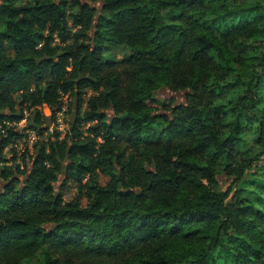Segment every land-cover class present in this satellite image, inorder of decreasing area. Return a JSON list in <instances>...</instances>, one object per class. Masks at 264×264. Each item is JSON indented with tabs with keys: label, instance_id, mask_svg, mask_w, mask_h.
Segmentation results:
<instances>
[{
	"label": "trees",
	"instance_id": "trees-1",
	"mask_svg": "<svg viewBox=\"0 0 264 264\" xmlns=\"http://www.w3.org/2000/svg\"><path fill=\"white\" fill-rule=\"evenodd\" d=\"M26 116L0 264H264V0H0V124Z\"/></svg>",
	"mask_w": 264,
	"mask_h": 264
},
{
	"label": "rangeland",
	"instance_id": "rangeland-1",
	"mask_svg": "<svg viewBox=\"0 0 264 264\" xmlns=\"http://www.w3.org/2000/svg\"><path fill=\"white\" fill-rule=\"evenodd\" d=\"M125 52H126L125 48H118L112 52V55L114 56L116 61H119L123 57ZM92 95H94V93L92 91H88L85 99L88 100ZM158 97L160 100H165L167 102V104H169L170 106L172 104H182V103L186 102L185 93H171L167 89L161 90L158 94ZM66 100L68 103L70 102V100H68L67 98H66ZM85 107H86V103L84 104V108ZM41 111L43 112V115L45 117H50L52 115L50 108H48L47 106L42 107ZM69 120L71 121V114L70 113L67 115V121H69ZM27 135H28V131L22 132L21 136L24 137ZM48 135L50 136L51 132H49ZM37 142L34 144L32 149H29L26 146L28 148V150L22 156H18L15 151H11L8 148L5 149L3 151V155H2V157L5 160L0 159V167H3V166L11 167L15 164H18L19 166H21L22 169H24V167H27V164H29V158L31 156H33V154H34V148H35V145L37 144ZM121 147H122V149L124 148L123 145H121ZM126 154L127 155L130 154V150H127ZM24 158L26 159L25 161L23 160ZM220 184H221L222 190L226 191L231 186L232 180L220 178Z\"/></svg>",
	"mask_w": 264,
	"mask_h": 264
},
{
	"label": "built area",
	"instance_id": "built-area-1",
	"mask_svg": "<svg viewBox=\"0 0 264 264\" xmlns=\"http://www.w3.org/2000/svg\"><path fill=\"white\" fill-rule=\"evenodd\" d=\"M31 91H34V89H31ZM63 101H64V106L62 108V111L57 113L56 121L49 130V132H51V135L55 134V132L59 133L61 139L70 133V128H71V121L70 120L67 121L68 102L66 100V97L63 99ZM26 123H27V116L25 119H23L20 122H11V121L2 122L0 124V138L5 136L7 131L10 129H21L25 127ZM38 140L39 137L35 131H28L27 136L15 140L7 148L10 149L11 151H15L18 156H22L28 150V148L32 149L34 144Z\"/></svg>",
	"mask_w": 264,
	"mask_h": 264
}]
</instances>
